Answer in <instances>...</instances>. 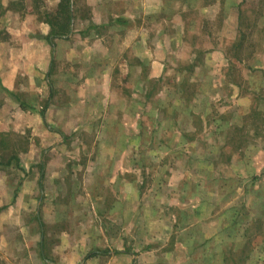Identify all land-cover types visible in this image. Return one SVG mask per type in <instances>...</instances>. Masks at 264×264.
Returning <instances> with one entry per match:
<instances>
[{
    "label": "rangeland",
    "instance_id": "rangeland-1",
    "mask_svg": "<svg viewBox=\"0 0 264 264\" xmlns=\"http://www.w3.org/2000/svg\"><path fill=\"white\" fill-rule=\"evenodd\" d=\"M15 2L14 5L20 4V0ZM10 4L13 5L11 0L8 6ZM34 5L42 12L48 6L43 0ZM240 11L245 30L241 46L231 50L233 64L229 72L227 69L214 72L216 78L223 76V71L225 76L230 73L229 80L234 82L208 86L187 77L179 84V76L191 75L189 61L195 55L188 43L193 41L192 35L186 38L187 44L179 45L175 41L176 49L172 51L166 79H153L141 85L144 92L135 76L118 72L119 80L115 83L125 92L133 90L135 94L132 105L140 115L134 119L137 118L139 127L146 124L145 131L140 128L143 137L153 138L144 148L130 153L116 152L118 156H133L132 163L124 164L135 172L141 194L138 190L131 194V209L126 218L119 206L117 209L112 206L119 197L109 187L118 181L107 178L111 165L106 164L104 175L95 178L91 173L98 169V163L77 160L78 155H84L75 140L79 132L67 140L63 151L39 143L31 148L34 138L30 130L10 129L0 133V142L8 145L12 159L19 161L18 157L24 154L22 162L28 166V170L23 171L21 167L4 164L0 170V204L8 201L7 192L12 191L19 176L25 178L39 172V166L31 169L30 164L33 158L37 160L36 156L49 158L54 154L59 161L56 172L62 171L64 176L63 183L54 185L47 176L43 186L35 179L39 200L42 196L39 204L44 228L34 217L33 205L3 216L5 220H21L23 225L0 226V264H32L30 253L40 248L41 240L52 256L65 248L68 254L71 249L77 252L80 248L88 253L103 248L114 252L131 251L137 256L136 264H264V170L256 173L259 163L252 162L253 155L257 157L264 147V81L256 97L246 104L244 100L239 103L234 93L237 90L241 95L249 92L247 64L250 62L254 61L259 66L257 70L264 74L260 69L264 67V0H243ZM212 22L215 29L219 28L216 18ZM237 57L244 58V62L239 64ZM237 83L239 89L234 87ZM149 94L150 100H146ZM125 103L129 106L127 98L118 104L123 108ZM162 108L170 111V116H165ZM175 110L180 114L176 115ZM118 111L111 110V118H115ZM183 111L193 113L186 116ZM116 118L123 123L130 115L122 112ZM169 122L175 128L169 125L171 131L165 133L160 128ZM220 122L223 124L218 129L216 125ZM178 125L191 131H177ZM97 131L86 130L81 136L87 144L85 149H89L86 154L106 153L101 140L107 138V132ZM98 136L102 139L95 144ZM165 137L178 145L161 148L158 141ZM20 171L23 174L19 175ZM52 191L58 193L59 205L56 210L45 211L47 206H52ZM97 202L107 207L105 211L97 210ZM61 220L63 222L59 223ZM46 221L51 225L47 226ZM60 235L67 238L64 247ZM77 240H80L79 245ZM110 258L104 254L101 258H90L86 264H120V257Z\"/></svg>",
    "mask_w": 264,
    "mask_h": 264
},
{
    "label": "crops",
    "instance_id": "crops-1",
    "mask_svg": "<svg viewBox=\"0 0 264 264\" xmlns=\"http://www.w3.org/2000/svg\"><path fill=\"white\" fill-rule=\"evenodd\" d=\"M9 1L3 2L5 12L0 17V133H7L10 129L19 132L30 130L35 139L30 142L31 148L39 143L63 151L67 140L79 132V138L75 140L79 141L77 146L83 149L84 155H78L77 160L81 163H98L96 167L103 169L95 168L91 173L95 178L104 175L106 164L111 165L112 170L107 172V178L118 181L109 187L120 198L112 206L113 209L120 207L126 218L132 204L130 196L136 190L139 192V186L135 172L130 170V165L128 168L124 164L132 163L133 156H118L116 152L130 153L139 147L144 148L151 144L153 138H144L142 131H145L146 124H140L141 131L137 118L134 119L140 113L132 105L135 96L133 90L127 93L115 83L119 80L120 71L122 75H125V71L130 77L135 76L136 83L144 92L141 85L153 79H166L170 67L168 63L173 57L172 51L176 49L175 41L179 45L187 44L186 38L192 35L193 41L188 43L191 53L195 55L189 61L191 75L179 76V84L185 82L187 77L194 83H207L208 86L216 82H234L229 80L230 73L225 76L223 71V76L216 78L214 72L221 69L229 72L233 64L231 50L241 46L242 35L245 34L240 11L243 0H74L72 33L65 39H58L55 48L46 39L51 26L43 17L40 7L34 5L41 0H24L21 9L9 8ZM43 1L48 5L47 10L54 13L61 0ZM215 18L219 25L217 29L212 24ZM244 60L241 58L239 64ZM247 65L249 92L241 95L239 90L234 91L237 101L241 103L244 100L245 104L256 97L264 81V74L257 70L259 66L254 61ZM260 69L264 70V67ZM238 84L234 87L239 89ZM149 96L145 99L150 100ZM122 98L129 100V106L125 103L120 108L118 103ZM116 109L119 110L117 114L124 112L130 118L123 123L116 118L117 114L111 118V110ZM162 110L165 116H170V111ZM174 113L179 115L180 111L175 110ZM192 113L182 112L186 116ZM222 124L220 122L216 127L219 129ZM169 125L174 130L172 122L163 124L160 129L165 133L171 131ZM178 128L177 131H191L179 125ZM221 128L224 129L223 126ZM86 130L107 132V138L101 140L98 136L95 141V144L102 141L107 148L106 153L95 156L93 153L86 154L89 149H85L87 144L81 137ZM158 142L161 148L178 145L172 144L169 137ZM29 151L32 152V149ZM259 152L257 157H252L253 163H259L255 168L256 173L264 170V147ZM12 155L8 145L0 142V170L4 164L28 170L23 163L24 154L18 157L19 161L13 160ZM36 159L31 160V169L39 166L40 173L34 172L33 176L24 178L20 171L21 176L15 182V187L7 192L8 201L0 204L1 227L8 223L21 227L23 221L5 220L3 216L15 210L32 208L33 205L36 211L34 217L40 220V226L44 228L39 204L42 196L39 200L35 179L43 186L47 176L54 185L63 183L64 176L62 171L56 172L59 161L54 154L49 158L36 156ZM52 196L54 198L49 201L52 206H47L45 211L56 210L59 205L58 193L52 191ZM78 198L76 195V201ZM101 203L97 202V210L105 211L107 207ZM59 237L64 247L67 238L63 235ZM79 244L80 240H77ZM186 244H189L188 240ZM65 250L61 249L52 256L46 252L41 240L40 248L38 246L37 251L30 253L32 264H86L90 258H101L104 254L107 258L111 256L110 259L120 257V264L123 261L136 264V254L126 249L114 252L101 248L87 253L79 248L77 252L71 249V254Z\"/></svg>",
    "mask_w": 264,
    "mask_h": 264
},
{
    "label": "trees",
    "instance_id": "trees-1",
    "mask_svg": "<svg viewBox=\"0 0 264 264\" xmlns=\"http://www.w3.org/2000/svg\"><path fill=\"white\" fill-rule=\"evenodd\" d=\"M11 1L13 2V5L10 4L9 6L11 9H21L24 5L22 0H20V4L18 3L19 5H14L17 0ZM73 4L74 0H61L56 12L53 13V11L49 10L42 12L43 17L51 26V32L48 36H46V39L53 48H55L56 41L58 39H65L72 33L74 19ZM4 12L5 5L3 0H0V17L4 14ZM238 60L241 61V58H238L237 61ZM43 167V164H41V171H43Z\"/></svg>",
    "mask_w": 264,
    "mask_h": 264
}]
</instances>
